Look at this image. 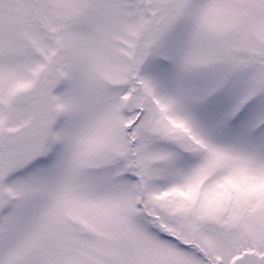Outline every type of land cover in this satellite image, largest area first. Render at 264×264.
Masks as SVG:
<instances>
[{"label":"snow or ice","instance_id":"6c2138e0","mask_svg":"<svg viewBox=\"0 0 264 264\" xmlns=\"http://www.w3.org/2000/svg\"><path fill=\"white\" fill-rule=\"evenodd\" d=\"M0 264H264V0H0Z\"/></svg>","mask_w":264,"mask_h":264}]
</instances>
